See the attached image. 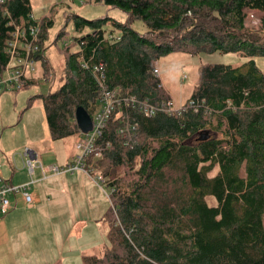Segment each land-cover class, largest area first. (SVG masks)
Instances as JSON below:
<instances>
[{"label": "trees", "instance_id": "1", "mask_svg": "<svg viewBox=\"0 0 264 264\" xmlns=\"http://www.w3.org/2000/svg\"><path fill=\"white\" fill-rule=\"evenodd\" d=\"M87 2L118 9L127 19L69 16L78 36L63 48V82L42 97L52 141L79 135L78 107L90 116L98 107L94 66H101L108 89L154 103L171 98L153 76L161 57L220 53L246 61L237 67L200 65L186 100L195 110L152 118L129 110L137 128L128 146L115 113L110 116L95 144L101 156L87 161L105 181L111 202L108 246L101 257L85 256L83 263L264 264V73L254 60L264 58V0ZM247 11L262 13L257 30L245 27ZM30 13V0L0 4V75L9 63L6 42ZM135 21L144 24L143 33L132 28ZM52 25V19H41V54ZM38 59L46 77L43 54ZM120 169L127 172L123 178ZM207 197L216 205L209 206Z\"/></svg>", "mask_w": 264, "mask_h": 264}, {"label": "rangeland", "instance_id": "2", "mask_svg": "<svg viewBox=\"0 0 264 264\" xmlns=\"http://www.w3.org/2000/svg\"><path fill=\"white\" fill-rule=\"evenodd\" d=\"M30 2L33 15L36 18L48 14L45 18L53 19V25L47 29L46 38L43 41V59L47 62L46 65L49 69L47 76H54V81L44 78L42 60L39 59L34 65V72L31 73V77L35 80L34 84L17 91L0 90V169L1 177L7 183H10L8 180L11 171H23V174L28 178V173L23 167L21 159L25 149L39 153L40 161L44 166L51 164L64 166L75 153L74 147L78 136L68 137L57 141V143L51 141L42 101L43 96L53 93L62 84L64 70L63 48L71 39L78 36L74 31L73 18L69 16L75 14L87 20L108 16L119 22H125L127 19L126 14L118 9L95 5L87 2V0H30ZM261 17L262 13L258 11H247L246 27L257 30L260 27ZM132 28L141 33L145 31L144 24L140 21L133 22ZM105 30L108 33L111 27L106 25ZM60 32L62 34L57 37ZM113 34L118 35L119 33L116 31ZM71 50L75 51L76 48L72 47ZM254 60L264 73V58L256 57ZM245 61L246 58L239 54L200 53L193 56L175 52L161 57L157 62V68L165 90L171 94L175 105L180 106L197 83L200 65L223 64L237 67ZM30 98L31 101L29 102ZM55 144H57L56 152L51 150ZM20 164L22 167L19 166ZM137 167L138 164L135 165V169ZM218 170L219 165L214 166L208 173V177L214 176ZM118 172V176L121 178L127 175L124 169H120ZM78 174L80 173L74 174L75 176L70 179L76 181L79 178V176H76ZM93 175L96 177L95 174ZM57 177L65 178L61 177V175H57ZM15 178L13 177L12 179L13 184L16 182ZM77 181L79 182L80 180ZM57 186L59 188L57 190V198L61 197L60 205L57 207V213L59 212L57 214V261L63 262L62 264H84V255L101 257L108 246V224L103 222V220L99 221L101 217L103 218L104 213L108 211L109 202L107 197L96 185L93 188L88 184L86 199L81 197L79 188L66 189V186L61 182ZM8 199L14 204L17 197L10 195ZM206 201L211 207L216 205V201L212 197H207ZM21 208L19 205L17 209L11 210L7 215L0 216V218L4 219ZM67 210L69 212L66 216L65 212ZM116 215V211L112 208L111 216L114 221L116 220L115 222H117ZM24 225V227L19 229L20 231H26L24 232L25 238H22L23 250L34 251L35 248H40V239H37L38 237L35 238L33 247L30 248L28 246L31 232L26 227V224ZM4 251L8 252L9 246L0 248V253Z\"/></svg>", "mask_w": 264, "mask_h": 264}, {"label": "built area", "instance_id": "3", "mask_svg": "<svg viewBox=\"0 0 264 264\" xmlns=\"http://www.w3.org/2000/svg\"><path fill=\"white\" fill-rule=\"evenodd\" d=\"M3 3L4 0H0V4ZM40 24L41 20L35 18L33 13H30L27 15L25 21L16 26L15 30L10 34V38L6 42V53L9 56V63L6 65L2 75H0V90L17 91L25 87L29 82L31 73L35 69L34 65L39 60L38 56L43 54V52L41 54L38 45ZM108 38L116 39V36H112V38L108 36ZM92 70L98 79L99 99L98 107L91 116V130L87 133L79 131L78 140L75 144L76 152L64 166H57L55 164L44 166L32 152L25 149L21 157L23 167L30 178L33 176L35 170L40 172L42 179L50 175L84 173L91 178H95L99 184L104 186V180L99 176L94 177V171L87 164V161L92 154H94L95 158L101 156V151H95V144L112 114L115 113L116 118L119 120L117 132L123 144L128 146L134 142L137 128V123L133 121L129 110H135L146 118H152L159 112L165 113L168 116H180L188 108L196 109L192 101L188 103L185 101L184 104L177 106L171 98L165 101L150 103L147 100H139L135 96H120L117 90H110L106 87L104 76L100 72V65L94 66ZM153 76L159 81L158 88L163 89L156 64ZM32 183L34 181L31 179L28 183L13 186L1 177L0 169V216L3 217L16 208V199L15 203L12 204L8 199L10 195H13L15 198L21 197L26 205L33 203L32 196L29 193Z\"/></svg>", "mask_w": 264, "mask_h": 264}, {"label": "crops", "instance_id": "4", "mask_svg": "<svg viewBox=\"0 0 264 264\" xmlns=\"http://www.w3.org/2000/svg\"><path fill=\"white\" fill-rule=\"evenodd\" d=\"M31 8H32V4H31ZM32 13H33V9H32ZM47 15L37 19L41 20L45 18ZM157 62L155 63L156 65ZM44 78H47L46 80L52 79L54 81V76L52 77L46 76ZM29 82H31V84H34L35 83L34 78L30 77ZM161 83L163 85V89L165 90L162 81ZM168 94L171 97V94L170 93ZM185 101L183 102V104L185 103ZM52 142L57 143V141H52ZM28 150L32 152L33 155H35L36 158L40 161L41 157L39 153L30 149ZM51 150H55L56 152L57 144H55V146H52ZM19 166L22 167L21 164ZM15 173L17 174L15 175ZM23 173H24L23 171L20 172L11 171V175L8 181L12 185L13 177L15 178L17 176L19 179L17 177L15 178L16 182L15 184H13V186H18L21 184L28 183L32 179L34 183L30 185L29 193L32 196L33 203L31 205H26L24 200L18 196L16 200L15 209H17L19 205L22 208L17 212L7 216L4 219L0 218V248L3 246H9L8 252L4 251L3 253H0V264H8L10 262L12 264H62L63 262L57 261V214L59 213V212L57 213V207L60 205V200H61L60 199L61 197L57 198L58 196L57 190L59 189L57 185L61 182L63 185L66 186V189L73 190L79 188L82 195L80 196L82 198L85 197V199H86V193L88 191L87 188L88 184L93 188L94 185H96L98 189L107 197L110 208L111 202L107 190L103 188L104 186L99 184L97 180H95V178H91L84 173H80L76 175L79 176V178L76 179V181L74 179L73 180L70 179L73 176H75L74 174L76 173L61 174V177H65V178L57 177V175H50L45 179L41 178V174L38 170H35L31 178L28 175L27 178L26 175ZM77 180L80 181L78 182ZM68 212H69L68 210L65 212L66 216L68 215ZM105 215L106 213H104L103 218L101 217L99 221L103 220V222H106L108 224ZM24 224H26V227L31 232L30 242L28 243V246L30 248L33 247L35 244L34 240L35 238L38 237L37 239H40V248L37 249L35 248L34 251L23 250L24 245L22 238H25L24 232L26 231H20L19 229L24 227L25 226ZM108 230H109V225H108ZM52 243L54 247L52 246ZM85 256L86 255H84L83 258ZM14 260H16L15 262L18 263H15Z\"/></svg>", "mask_w": 264, "mask_h": 264}, {"label": "water", "instance_id": "5", "mask_svg": "<svg viewBox=\"0 0 264 264\" xmlns=\"http://www.w3.org/2000/svg\"><path fill=\"white\" fill-rule=\"evenodd\" d=\"M75 122L81 133H87L91 130V116L82 107L75 110Z\"/></svg>", "mask_w": 264, "mask_h": 264}]
</instances>
